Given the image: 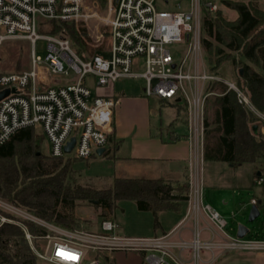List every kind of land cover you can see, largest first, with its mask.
Here are the masks:
<instances>
[{
	"label": "built area",
	"instance_id": "built-area-1",
	"mask_svg": "<svg viewBox=\"0 0 264 264\" xmlns=\"http://www.w3.org/2000/svg\"><path fill=\"white\" fill-rule=\"evenodd\" d=\"M218 8L219 0H106L105 15L101 16L85 5V0H0V44L6 40L30 44V69L0 76V91L9 92L0 100V145L19 130L36 128L48 142L52 158L71 155L88 160L96 156L97 150L108 144L117 101L112 96H92L85 80L91 77L97 87L108 88L129 79L142 81L144 97L184 104L186 138L197 157L188 176L186 214L177 227L160 237H124L110 219H101L96 230L66 231L0 201V226H19L40 262L115 264L116 254L136 253L140 264H201V251L206 249L211 256L203 264H214L219 255L230 250L264 252V239L225 234V220L202 203L204 109L206 98L213 94L207 91L210 83L224 84L256 117L257 137L264 143V110L256 109L235 82L207 72L201 60L202 12L213 14ZM91 19L106 27L108 57L101 52L86 60L80 58L67 37L50 34L49 26L43 24ZM38 40L46 42L42 57L35 52ZM72 138L73 147L66 153L64 148ZM254 182L262 199L252 198L250 204L259 210L264 204V164L256 169ZM2 211L40 225L46 233L32 235L21 221L4 216ZM189 220L193 226L184 240L181 234ZM200 222L208 226L212 239H202ZM36 242L43 244L37 247Z\"/></svg>",
	"mask_w": 264,
	"mask_h": 264
},
{
	"label": "trees",
	"instance_id": "trees-1",
	"mask_svg": "<svg viewBox=\"0 0 264 264\" xmlns=\"http://www.w3.org/2000/svg\"><path fill=\"white\" fill-rule=\"evenodd\" d=\"M99 2L105 4V0ZM223 9L232 11L234 18H224ZM43 24L49 26L50 34L62 33L67 37L80 58L89 59L97 51L89 47L83 25L54 21ZM27 44L29 47L28 41ZM201 45L209 73L217 75L225 63L238 68L235 84L256 109L263 111L264 9L251 0H219L214 14L202 12ZM29 56L25 64L29 63ZM19 59L16 55L14 61ZM8 73H0V76ZM207 91L213 94L205 101L203 161L222 162L231 168L245 163L256 165V169L263 165L264 143L254 134L259 129L256 117L237 102L235 94L224 84L210 83ZM157 102L160 107L178 104L167 100ZM180 112L185 114L184 106L178 107ZM246 118L255 121L251 130L247 128ZM179 137L173 132L171 141ZM44 139L40 129L26 128L0 145V201L59 229L69 231L80 227V220L73 216V208L82 203L90 204L98 211V217L108 219L113 216L117 201L129 200L140 211L152 212L156 220L160 212L179 211L187 198V179L180 184V181L163 179L114 178L111 185L104 188L81 186L74 165L83 160L43 154ZM17 219L32 235L46 233L40 225ZM39 262L19 226L9 223L0 226V264Z\"/></svg>",
	"mask_w": 264,
	"mask_h": 264
},
{
	"label": "rangeland",
	"instance_id": "rangeland-1",
	"mask_svg": "<svg viewBox=\"0 0 264 264\" xmlns=\"http://www.w3.org/2000/svg\"><path fill=\"white\" fill-rule=\"evenodd\" d=\"M244 1L248 2L250 0ZM251 1L264 9V0ZM94 4H96V6H94ZM85 5L92 11H97L101 16L105 15L106 0L103 5H100L99 0H85ZM221 14H223L222 16L226 19H233L235 16L232 11L225 9L222 10ZM77 24H81L85 27L87 38L89 39V47L97 50L91 56L105 52V57H108L110 42L108 41V33L104 24L96 19H91L86 23L77 22ZM46 29L48 30L49 27H46ZM38 33L46 34L41 30H38ZM28 48L30 49V44L28 47L26 40H6L0 44V73H19L29 70L30 56L28 55ZM35 52L37 56H44L46 53V42L38 40L35 44ZM16 55L20 59L15 62ZM28 56L29 63L27 62L25 64V60L28 61ZM235 56L238 58L237 54H235ZM201 60L206 71L209 72L207 69V58L203 52L201 54ZM237 69L238 68L232 67L230 63H225L219 68L217 75L224 80L235 82ZM70 77H72V74ZM85 81L91 89L92 96L102 93V88L97 87L96 84L94 85L91 77H87ZM142 84L141 80L124 79L117 81L112 85L113 96L134 97L143 100L146 106L145 111L142 110V106L139 109L140 111L136 110L135 117L137 120L134 121L138 122L139 118H141L142 121L143 115L141 114L144 112L145 114H143L146 122H149L153 128L159 127L160 124L163 128H167L166 126L176 118L178 107L184 106V104L179 102L176 107H160L157 99L144 97ZM180 114H183V112H180ZM254 123L255 121L246 118V124L249 130H251ZM173 125V130L176 133H187V128L184 123L175 122ZM254 134L258 136V130ZM114 143L115 140L113 139L108 142L106 153L103 156H94L88 160L77 161L75 163L74 168L76 169L78 183L81 186L93 185L96 188H104L111 185L114 178L148 177L145 172L146 165L144 166V163H133L128 159L130 139L126 138L121 142L122 149H120L119 152L115 151ZM49 150V144L46 139H44L41 151L43 154L48 155ZM69 157H71V155ZM255 173L256 165L251 163H245L237 168H231L222 162H202V203L203 205H209L225 220L226 225L224 231L225 234L229 236H236L237 228L241 225L249 230L246 239H264V204L259 208V216L254 221L248 222V215L252 206L250 204V199H262V195L254 182ZM181 183H183L182 180L180 181V184ZM187 188L188 196V181ZM186 200L181 204L179 211L160 212L156 220L152 212L140 211L134 202L120 200L115 203L113 216L108 219L118 224V231L124 237H160L163 233L169 232V230L179 224L184 218L187 211ZM9 215L14 216L10 213ZM73 216L80 220V227L74 229L96 230L102 219L98 217V211H95L94 208L87 203L75 206L73 208ZM6 217L19 220L15 216ZM187 226H190L191 229L193 221L189 220ZM199 227L202 231V239L206 241L212 239L209 228L204 222H200ZM187 233L188 232L183 231L181 234L184 240L188 239L189 235ZM214 240L218 241L220 239L215 237ZM42 244L43 242H36L37 247H40ZM254 254L257 255L258 253L230 250L219 255L214 264H262L263 260L260 258H256L254 263V260H252ZM210 256L211 253L208 250L203 249L201 251L203 263L209 260ZM39 263L44 264L42 262ZM111 264H113V261H111ZM115 264H140V258L136 253L126 254V256H124V254L117 255Z\"/></svg>",
	"mask_w": 264,
	"mask_h": 264
},
{
	"label": "crops",
	"instance_id": "crops-1",
	"mask_svg": "<svg viewBox=\"0 0 264 264\" xmlns=\"http://www.w3.org/2000/svg\"><path fill=\"white\" fill-rule=\"evenodd\" d=\"M112 91V86L102 88V93L97 95L112 96L117 101L113 109L112 128L108 142L111 141V139L115 140L114 149L119 152L120 149H122L121 142L126 138L130 139L128 159L133 163H144V166L146 165L145 172L148 175V177L135 178L163 179L167 181H181L187 179L188 181V176L193 170V162L197 157L194 154L193 147L186 138V134H179L173 130V124H175V122L184 123L186 126V115L178 114L177 111L176 118L166 126L167 128H163L161 124L159 127L153 128L149 122H146L145 113L142 112V121L141 118H139V121H136V123L134 121L137 120L135 112L139 110L141 106L142 110L145 111V102L134 97H116L113 96ZM173 132L181 136L176 141H171ZM106 148L107 146L104 149L102 148L103 151H99L100 149L97 150L96 156H103L106 153ZM179 224L175 225V227ZM175 227L169 230V232ZM184 228V231L188 232L187 234L189 235L190 226H187L186 223ZM169 232H165L163 235ZM255 253L258 254L252 256L254 263L256 258H260L263 260L262 264H264L263 252ZM117 255L122 254H116L114 259ZM124 256L126 255L124 254Z\"/></svg>",
	"mask_w": 264,
	"mask_h": 264
},
{
	"label": "water",
	"instance_id": "water-1",
	"mask_svg": "<svg viewBox=\"0 0 264 264\" xmlns=\"http://www.w3.org/2000/svg\"><path fill=\"white\" fill-rule=\"evenodd\" d=\"M8 93H9L8 90L0 91V100L4 98ZM255 131H256V127H254V132ZM73 144H74V139L72 138L70 142L64 148V151L66 153H69L73 147ZM99 151H103V149H100ZM258 216H259L258 208L256 206H251L249 215H248V222L254 221ZM248 232L249 230L246 227L239 225L237 228L236 236L242 238L245 235H247Z\"/></svg>",
	"mask_w": 264,
	"mask_h": 264
},
{
	"label": "snow or ice",
	"instance_id": "snow-or-ice-1",
	"mask_svg": "<svg viewBox=\"0 0 264 264\" xmlns=\"http://www.w3.org/2000/svg\"><path fill=\"white\" fill-rule=\"evenodd\" d=\"M73 258H75V257H73Z\"/></svg>",
	"mask_w": 264,
	"mask_h": 264
}]
</instances>
